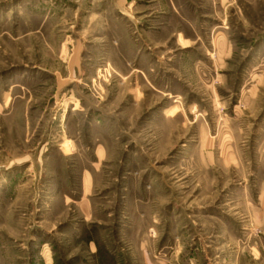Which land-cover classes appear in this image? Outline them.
Returning <instances> with one entry per match:
<instances>
[{
	"label": "rangeland",
	"instance_id": "obj_1",
	"mask_svg": "<svg viewBox=\"0 0 264 264\" xmlns=\"http://www.w3.org/2000/svg\"><path fill=\"white\" fill-rule=\"evenodd\" d=\"M0 264H264V0H0Z\"/></svg>",
	"mask_w": 264,
	"mask_h": 264
}]
</instances>
